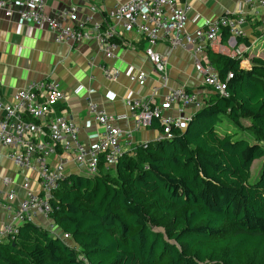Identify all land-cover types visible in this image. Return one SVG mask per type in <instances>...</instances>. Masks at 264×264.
I'll return each instance as SVG.
<instances>
[{
  "label": "trees",
  "instance_id": "16d2710c",
  "mask_svg": "<svg viewBox=\"0 0 264 264\" xmlns=\"http://www.w3.org/2000/svg\"><path fill=\"white\" fill-rule=\"evenodd\" d=\"M206 62L227 94L209 88L186 129L115 167L102 163L94 177L61 180L51 221L78 248L25 222L0 242V264H264V161L252 174L264 159V58L244 66L239 55L209 50ZM225 119L237 130L219 132Z\"/></svg>",
  "mask_w": 264,
  "mask_h": 264
},
{
  "label": "built area",
  "instance_id": "2783aa9c",
  "mask_svg": "<svg viewBox=\"0 0 264 264\" xmlns=\"http://www.w3.org/2000/svg\"><path fill=\"white\" fill-rule=\"evenodd\" d=\"M242 1L254 13L258 7L264 8V0ZM190 8L187 0H128L107 15L106 28L102 30L99 25H89L90 16L77 22V14L73 9L50 14L46 0H0V16L12 18L16 14L25 23L51 30L59 42L79 43L95 39L108 58H115L122 46L117 39L120 34L117 26L110 19L122 22L125 31L136 32L145 38L148 43L145 54L161 73L162 85L168 92L160 102L153 94L145 98L128 97L126 103L138 128L150 127L156 120L159 121L163 132L159 139L171 137V130L175 127L186 129L192 117L183 115L186 107L191 104L199 107L201 102L197 93L185 87L174 88L169 85L168 60L157 51L158 43L168 42L174 48L192 47L196 69L204 75L205 85L226 95V82L220 78L214 65L203 61L199 53L206 45L213 47L219 42L225 30L233 36L235 44H239L238 39L246 35L242 28L246 16L242 12L205 20L201 27L189 32L187 24ZM74 21L76 24H73ZM233 55L242 56L243 49L235 47ZM103 72L112 80L120 75L119 69L106 66ZM127 75L131 81L143 82L146 79L144 72L138 73L132 69L127 71ZM84 89L81 85L76 92L81 93ZM64 97L65 92L57 81L32 80L18 89L9 101L1 104L4 114L0 120V142L11 148L9 158L17 168L26 172L22 181L26 195L21 198L19 205L16 207L14 203L18 195L15 190H8L5 199H0V204L12 212L11 221L5 226L7 237H13L21 224L35 222L39 216L51 220L53 193L69 174L94 177L101 173L102 163L107 169L115 167L122 155L134 154L138 146L148 143L135 142L132 131L116 125L118 119L125 115L109 114L93 101H89L90 115L101 130L93 134L90 141H83L81 127L74 119L67 114L49 116L53 107ZM173 108L179 111L178 116L167 112ZM11 181L12 178L4 177L6 184ZM34 181L38 186H33ZM47 228L53 236L78 248L68 242L71 234L63 232L53 221Z\"/></svg>",
  "mask_w": 264,
  "mask_h": 264
},
{
  "label": "crops",
  "instance_id": "0c3cea01",
  "mask_svg": "<svg viewBox=\"0 0 264 264\" xmlns=\"http://www.w3.org/2000/svg\"><path fill=\"white\" fill-rule=\"evenodd\" d=\"M126 1L128 0H46V4L48 12L52 15L73 9L77 14V22H82L86 16H90L89 25H99L104 30L107 15ZM187 2L191 7L187 24L189 32L201 27L205 20L224 14L242 12L246 16L242 25L246 35L238 39L239 44H235L233 36L224 40L222 35L213 47L206 45L199 53L203 61L208 60L209 50L233 55L235 47L243 49L241 57L244 66H250L253 56L264 58V8L258 7L254 13L242 0ZM110 21L116 24L120 33L117 39L122 44L115 58H108L95 39L79 43L59 42L51 30L25 23L16 14L12 18L0 16V120L4 114L1 104L9 101L18 89L25 87L32 80L50 79L57 81L65 92L63 100L53 107L50 118L67 114L81 127L83 141H90L93 134L101 130L90 115L89 101H93L98 108L106 110L109 114L125 115L118 119L116 125L132 131L135 142L158 140L163 133L159 121L156 120L150 127L138 128L126 99L151 97L154 94L157 102H160L168 89L162 85L161 73L145 54L147 40L136 32L125 31L122 22L116 19ZM156 49L168 60L169 85L174 88L185 87L197 93L202 106L208 96L209 87L205 85L204 75L196 69L192 47L174 48L168 42L161 41ZM105 66L119 69L120 75L116 80L104 74ZM129 69L138 73L144 72L145 81H131L127 75ZM81 85L85 89L77 93L76 89ZM200 106L188 105L183 115L191 117ZM167 112L173 116L179 115L175 108ZM10 151V147L0 142V199H5L8 190H15L18 194L14 201L17 207L21 198L26 195L22 187L26 172L17 168L9 158ZM4 177H10L12 181L6 184ZM33 186H38L35 181ZM11 214V211L0 204L1 241L8 240L5 226L11 221ZM35 222L47 227L52 221L39 216Z\"/></svg>",
  "mask_w": 264,
  "mask_h": 264
},
{
  "label": "rangeland",
  "instance_id": "374dc122",
  "mask_svg": "<svg viewBox=\"0 0 264 264\" xmlns=\"http://www.w3.org/2000/svg\"><path fill=\"white\" fill-rule=\"evenodd\" d=\"M233 52H234V50H233ZM245 123L247 124V123H249V121L245 120ZM236 128L237 127L232 122H230L228 119H225L224 122H223L222 127H219L218 129H219V132L223 133L224 131H231V132H233V131L237 130ZM239 134L242 135V136L249 137L252 140L251 142H253L254 139H255L254 134L251 131H249V130H245V131L239 130ZM263 161H264L263 158L262 159H257V160L254 161V163L252 165V174H253V177L256 176L258 174V172L260 171V168L262 166ZM161 230H163V229H161ZM68 242L69 243H73L72 240H69Z\"/></svg>",
  "mask_w": 264,
  "mask_h": 264
}]
</instances>
